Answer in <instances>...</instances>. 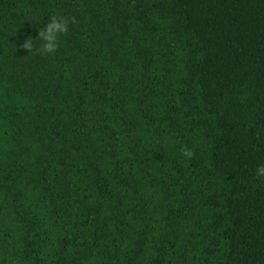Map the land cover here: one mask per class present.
Here are the masks:
<instances>
[{
    "label": "trees",
    "instance_id": "trees-1",
    "mask_svg": "<svg viewBox=\"0 0 264 264\" xmlns=\"http://www.w3.org/2000/svg\"><path fill=\"white\" fill-rule=\"evenodd\" d=\"M261 164L264 0H0V264H264Z\"/></svg>",
    "mask_w": 264,
    "mask_h": 264
},
{
    "label": "clouds",
    "instance_id": "clouds-1",
    "mask_svg": "<svg viewBox=\"0 0 264 264\" xmlns=\"http://www.w3.org/2000/svg\"><path fill=\"white\" fill-rule=\"evenodd\" d=\"M70 23H77L75 17L68 18L61 15L51 16L47 25L39 31L37 39L43 41V43L36 49L37 53L40 55L54 54L59 47V37L67 34ZM33 41L31 37H28L20 47L28 52H32ZM182 155L190 159L194 156V152L185 146L182 149ZM256 176L258 178L264 177V164L257 167Z\"/></svg>",
    "mask_w": 264,
    "mask_h": 264
}]
</instances>
